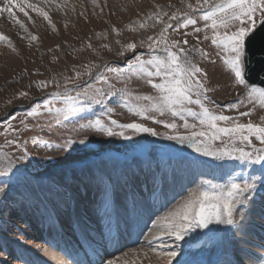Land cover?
<instances>
[{
    "label": "rangeland",
    "instance_id": "obj_1",
    "mask_svg": "<svg viewBox=\"0 0 264 264\" xmlns=\"http://www.w3.org/2000/svg\"><path fill=\"white\" fill-rule=\"evenodd\" d=\"M28 3L46 12L49 19L27 7L23 0H15L14 5L9 0H0V8L11 7L15 18L24 24L21 28L8 12H0V33L8 37L0 41V152L6 153L10 161L26 172L34 173L39 189L27 173L13 168L8 176H0V188L4 189L0 192V264H81L84 259L89 264H106L114 258L117 264H138L137 260L139 264H150L136 257L143 253H152L153 260L167 264L166 258L152 249L176 251L172 264L185 261L203 264L207 249L203 248L202 239L213 234L203 235L200 228H192L184 239L174 243L171 241L174 237L162 235L163 218L170 207L183 203L194 192L212 191L211 185L226 187L232 182L246 181L254 182L255 188L236 206L234 223L222 224L218 231L232 240L231 253L226 251L218 264H264V162L253 164L241 160L238 153L233 157L207 155V159L205 154L196 151L191 157L184 146L203 149L198 141L204 138L186 139L181 143L168 137H191L193 131L203 130L196 117L186 113L181 118L149 112L150 118H141L124 106L126 98L133 105L147 104L134 98L158 95L147 82L149 78L133 73L129 65L136 63L137 56L147 61L153 55H166L163 44L155 53L148 45L169 24L172 27L164 33L168 44L177 41L179 47L191 46L207 53L204 58L195 52L193 58L203 70L197 78L207 89L201 96L205 107L241 124L251 122L264 126V108L249 101L245 86L234 84L220 50L212 45L210 38L204 39L205 35L211 37L212 30L205 29V21L200 19L207 10L201 7L203 0H28ZM20 7H24L27 16L19 11ZM173 14L176 19L170 18ZM185 14L196 23L181 27ZM196 28L201 31L196 32ZM185 40L187 44L183 43ZM129 43L136 46L134 50L127 49ZM108 68L118 72H109ZM101 76L103 79L98 78ZM151 79L159 82L156 77ZM41 81L44 85L39 84ZM66 90L72 97L80 93V99L75 104L65 101ZM57 92L59 98L52 95ZM84 93L88 94L87 98ZM191 95L196 98L195 92ZM45 100L52 101L53 111L45 110ZM37 105L41 106L40 114L29 116ZM187 107L200 111L195 104ZM108 109L111 113H107ZM245 111L251 116H240ZM96 118L103 119L116 133L120 129L111 125L110 120L118 124L140 123L157 134L126 130L125 136H108L102 131L81 127ZM166 123H174L176 127L167 128ZM230 123H221V126H230ZM205 144L210 151L232 147L249 152L264 149V144L254 137L251 145L238 140L233 143L227 137L207 140ZM155 152L163 162H182L179 170L186 171V175L191 168V172H196V180L178 178L180 172L172 170L173 167L161 172L160 186L153 192L146 191V180L143 183L138 180V187H144L149 202L139 212L128 214V203L117 201L120 218L111 211L112 193L116 189L113 185L127 181L129 174L119 171L128 164L150 161ZM105 162L117 166L113 184L99 168ZM4 166L0 162V168ZM174 176L180 179L179 186L171 189ZM124 188L130 195L129 188ZM152 202L155 205L162 202V206L151 205ZM112 224L116 226L115 232L110 227ZM116 233L120 236L117 249L114 248L118 240L114 239ZM106 238L112 242L101 243ZM98 244L102 252L106 248L112 251L91 257V251L98 254L93 249Z\"/></svg>",
    "mask_w": 264,
    "mask_h": 264
},
{
    "label": "snow or ice",
    "instance_id": "obj_2",
    "mask_svg": "<svg viewBox=\"0 0 264 264\" xmlns=\"http://www.w3.org/2000/svg\"><path fill=\"white\" fill-rule=\"evenodd\" d=\"M23 3L27 7L33 8L40 15L48 20V14L34 5L28 3V0H23ZM10 5L15 4V0H9ZM189 7H192L189 5ZM201 7L207 10L203 12L200 17L205 21V29H211L212 35L209 37L205 35L204 39H211L212 45L220 50L222 62L226 69L233 75L234 83L236 85L245 86L247 89V96L250 102L256 103L259 107L264 108V88H258L255 86H249L246 78L247 65L249 63V51L255 45L256 35L260 28H264V0H219V2H210V0H203ZM19 11L24 13L25 16L28 13L24 7H20ZM0 12H8L9 15L15 20L21 28H24V24L19 19H16L12 13L11 7L0 8ZM171 19H176L173 14ZM196 21L191 19L185 14V19L181 23V27H187L190 24H195ZM140 27H144L143 24ZM172 25L165 24L164 29L161 30L157 40L148 45V48L155 53L161 44L164 45L163 51L166 54L163 57L153 55L152 58L144 61L141 57H136V63L130 64V71L137 75H144L148 77V83L158 92V95L153 96H136V101H146L147 104L137 103L135 105L128 102L126 98L124 106L130 113H133L141 118H150L147 116L149 112H156L161 115L169 113L172 117L184 118V114L187 116L196 117L199 120V124L203 130L191 133V137L184 136H170L169 139H179L181 143H184L186 139L195 140V138L202 137L203 140H199L198 143L203 145L196 147V151H204L205 155L215 156L223 155L233 157L234 153H238V158L244 161H248L253 164H261L264 162V149H253V151H245L242 148H223L217 151H210L205 144V141L219 140L222 137H227L230 141L235 143L237 140L242 143H248L251 145L252 138L254 137L261 144H264V126L261 124H253L251 122L247 124H241L232 121V118L223 114L212 113L201 100V96L207 91L204 84L197 78L198 74L202 73V69L195 64L189 57L190 52L199 53L202 57L207 58V53L202 49L193 48L186 51L184 48L179 47V42L173 41L168 44L164 38V33ZM26 30V29H25ZM223 30V31H221ZM196 32H200V28L195 29ZM8 37L0 33V41L7 40ZM36 39L35 36L32 37ZM148 40L152 41V37H148ZM187 44V40L183 41ZM127 49L134 50L135 45L129 43ZM122 54V53H121ZM146 65L151 66V69L146 68ZM109 72L117 73L115 68H108ZM156 77L159 82H154L151 78ZM103 79V77H98ZM40 85H44V82H39ZM195 92L196 98L193 99L192 93ZM99 95H103L98 90ZM53 96L59 98L60 93H53ZM80 93L77 96L72 97L67 95V90L64 95V100L75 104L80 99ZM87 98V93L83 94ZM195 104L200 108L199 112L193 111L187 105ZM52 101L45 100L43 107L45 110L51 112ZM40 105H37L31 109L28 113L29 116L39 115ZM57 111H59L57 109ZM111 109L107 110V113H111ZM242 116L251 115L248 113H241ZM162 123V121H157ZM230 123V126H221V123ZM110 124L120 129L119 133L113 131L112 127L105 124V121L101 118L91 120L87 125H81V127L91 128L104 132L108 136L120 135L125 136L126 130H131L134 133H151L156 135L157 133L149 127H145L140 123H125L118 124L116 120H110ZM188 127L187 123L184 125ZM10 127V125H9ZM165 127L173 129L176 127L174 123H166ZM127 138V137H126ZM83 143L84 141H80ZM7 143H11L8 141ZM68 144L71 141L67 142ZM236 158V157H234ZM0 159L8 160L6 153L0 152ZM12 162L9 161L3 168H0V176H8L12 172ZM207 183V182H205ZM212 191L201 190L198 193L194 192L191 196L181 203L174 211L170 212L163 218L162 224L164 225V231L162 235L174 237L179 241L184 239L188 231L192 228H207L210 224H225L232 225L234 223V211L238 204H242L244 200L248 198V194L255 188V183L232 182L225 186L211 185ZM4 189L0 188V192ZM158 256L166 258L167 264H172V260L177 256V252L174 250H168L163 252H157L156 249H152ZM106 264H117L116 258L108 260Z\"/></svg>",
    "mask_w": 264,
    "mask_h": 264
},
{
    "label": "bare ground",
    "instance_id": "obj_3",
    "mask_svg": "<svg viewBox=\"0 0 264 264\" xmlns=\"http://www.w3.org/2000/svg\"><path fill=\"white\" fill-rule=\"evenodd\" d=\"M186 51L188 50H191V46L190 47H187V48H184ZM163 51V49H162ZM164 53V51H163ZM195 56V52H190L189 51V57L190 59L193 61V58ZM235 84V83H234ZM234 89V88H233ZM225 92V93H224ZM222 93L224 94H227L228 92L227 91H224ZM232 92V90H231ZM221 93V92H220ZM246 101V100H245ZM244 101V102H245ZM243 103V102H242ZM241 105V103H240ZM253 105V104H252ZM240 107V106H239ZM238 107V108H239ZM237 108V107H236ZM242 108V107H241ZM250 109V108H249ZM248 110V109H247ZM251 110V109H250ZM264 111V110H263ZM262 111V112H263ZM238 112V111H237ZM259 112V111H258ZM245 113H247L245 111ZM263 114V113H262ZM256 115V114H254ZM252 115V116H254ZM237 116V115H236ZM242 116V115H240ZM251 116V115H250ZM245 117V116H243ZM255 117V116H254ZM253 117V118H254ZM264 120V118L262 119ZM256 121V120H255ZM186 149L189 150V153L192 156V153L193 152H196V149L193 150L194 148L192 147H187V146H184ZM187 150V151H188ZM191 151V152H190ZM198 153H203L204 155V151H199ZM194 154V153H193ZM207 159H208V156L207 155H204ZM10 160H5V159H0V162H3V164H7ZM12 162V161H11ZM182 162L178 163V162H163V160L161 158H159V155L155 152L154 154L151 155V160H146V161H142V162H136L134 164H128L126 167L124 166L123 170H118L121 174H126L128 173L129 176L127 178V181H119L117 184L113 185L115 189V192L112 193V196L114 197L112 200H111V211L115 213V215L119 216L120 218L122 217L121 216V213L118 211L117 212V209H116V205H117V201L119 202H127V207L129 208L127 213L130 214L131 212L133 213H136V212H139L141 209H143L149 201H148V198L145 196V191H144V187H138V180H142V183H143V180H146L145 183L148 184L146 186V191H151L153 192V190L155 188H158L160 186V183L159 181L162 180V178H160V175L162 174L161 172L164 171V170H168L169 168L168 167H173L172 170L176 171V172H180L179 168L182 166ZM193 166V164H192ZM185 167V166H184ZM12 168L19 171V172H24V173H27V175H29L31 178H32V183L35 182V180L33 179L34 177V173H28L26 172L22 167H20L19 165L15 164L12 162ZM99 168L103 171V174H104V177L105 179L107 178L112 184H113V175L115 173H117V166L116 165H111L109 162H105L103 165L99 166ZM182 168V167H181ZM188 169V168H187ZM190 172L186 175L185 172H180V175H178V178H182V180H188V181H194L196 180V172H191V168L188 169ZM140 172H142L140 174ZM175 177V176H174ZM155 178V179H154ZM178 178H174V183L173 185L170 186L171 189L173 188H178L179 186V183L178 181ZM186 178V179H185ZM154 179V180H153ZM164 187H165V184H163ZM167 185V184H166ZM37 188L36 189H39L38 187V184H36ZM126 186L129 188L130 190V195H127L125 193V189H123V187ZM144 186V185H142ZM150 186L152 187L150 189ZM123 190V191H122ZM125 190V191H124ZM162 190V188H161ZM160 190V191H161ZM161 194V193H160ZM147 195V193H146ZM133 197V198H132ZM154 204V202L151 203V205ZM155 205V204H154ZM157 205H159V208L162 206V202H158ZM155 205V206H157ZM180 204H175L174 206L170 207L168 212H167V215L174 211ZM143 206V207H142ZM142 207V208H141ZM143 212V211H142ZM142 214V213H141ZM79 220L78 217L76 216V221ZM122 221V220H120ZM123 222V221H122ZM61 223V222H60ZM124 223V222H123ZM62 224V223H61ZM79 224V222H78ZM113 225V224H112ZM110 226L113 228V232L116 231V226ZM57 226L59 227L58 229H60V224L58 223ZM124 226V225H123ZM62 228V227H61ZM154 228V227H153ZM201 229V228H200ZM221 229V227H219L216 231L212 232V233H209V234H203V235H212L210 237H204L202 239V244L204 245L203 248L207 249L205 250V253H204V257H203V260H202V263L203 264H218V261L220 260L221 256L224 255V253L226 251H230L229 253H231V242L232 240H230L229 238H227L226 234H223L222 232H218L219 230ZM63 230V229H62ZM61 230V231H62ZM80 231L82 232V229H80ZM101 231V230H99ZM98 231V233H99ZM63 232V231H62ZM243 235H246L245 233H243V230L240 231ZM154 233V232H153ZM202 233V232H201ZM117 234V238L118 240L116 239V246L114 248H118L117 246V243L120 242V236H119V233H116ZM67 236V235H65ZM148 236V235H147ZM146 236V237H147ZM247 236V235H246ZM113 237V236H111ZM153 237V236H152ZM193 237V236H192ZM122 238V237H121ZM111 239V238H110ZM152 239V238H151ZM238 239V237H237ZM99 240V239H98ZM150 240V239H149ZM171 241H173L174 243L176 242L175 239H171ZM239 241V240H238ZM236 241V242H238ZM94 244L96 242H93ZM91 244V245H94V244ZM206 244V246H205ZM238 244V243H237ZM90 248H92V246H90ZM78 249V248H77ZM101 249L100 245L98 244V251ZM93 250V249H92ZM144 250V249H143ZM101 251V250H100ZM152 254V253H151ZM151 254H141L142 256H140V254H138L136 257L139 258V260H141V262H150V264H161L159 260H153L152 259V255ZM155 255V254H154ZM91 256L95 257V254H91ZM135 256V255H134ZM99 257V256H98ZM84 258V256H83ZM96 259V258H95ZM100 259V258H98ZM134 260H136V258L133 257V262ZM138 264H139V261L137 260ZM188 261H185L183 264H187ZM84 263V262H82ZM86 263V262H85ZM137 264V263H136Z\"/></svg>",
    "mask_w": 264,
    "mask_h": 264
},
{
    "label": "water",
    "instance_id": "obj_4",
    "mask_svg": "<svg viewBox=\"0 0 264 264\" xmlns=\"http://www.w3.org/2000/svg\"><path fill=\"white\" fill-rule=\"evenodd\" d=\"M246 78L249 86L264 88V28H260L256 35L255 45L249 51ZM222 224H210L201 229L204 234L216 231Z\"/></svg>",
    "mask_w": 264,
    "mask_h": 264
}]
</instances>
